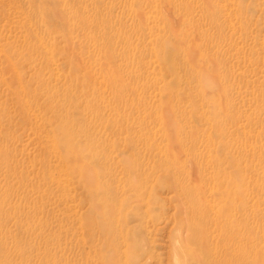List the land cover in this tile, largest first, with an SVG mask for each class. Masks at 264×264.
<instances>
[{"label": "rangeland", "instance_id": "rangeland-1", "mask_svg": "<svg viewBox=\"0 0 264 264\" xmlns=\"http://www.w3.org/2000/svg\"><path fill=\"white\" fill-rule=\"evenodd\" d=\"M0 264H264V0H0Z\"/></svg>", "mask_w": 264, "mask_h": 264}, {"label": "bare ground", "instance_id": "bare-ground-1", "mask_svg": "<svg viewBox=\"0 0 264 264\" xmlns=\"http://www.w3.org/2000/svg\"><path fill=\"white\" fill-rule=\"evenodd\" d=\"M197 182V181H196ZM198 184V183H197ZM201 188V187H200ZM201 191H202V189H201ZM204 234V233H203ZM205 235V234H204ZM190 248V250H191V247H189ZM192 251V250H191ZM199 255V254H198ZM200 257V256H199Z\"/></svg>", "mask_w": 264, "mask_h": 264}]
</instances>
